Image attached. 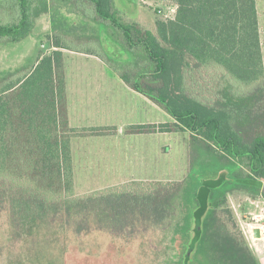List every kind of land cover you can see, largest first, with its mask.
Segmentation results:
<instances>
[{
    "label": "trees",
    "instance_id": "trees-1",
    "mask_svg": "<svg viewBox=\"0 0 264 264\" xmlns=\"http://www.w3.org/2000/svg\"><path fill=\"white\" fill-rule=\"evenodd\" d=\"M55 1L7 0L0 14L11 21L0 25V39L17 42L28 37L35 20ZM172 1L176 6L173 19L156 21L152 29L142 30L135 23L120 21L113 0H67L92 12L94 21L106 29L118 32V41L135 61L128 59L122 68L111 69L173 120L158 126H131L126 133L188 132L192 142L202 144L199 149L206 151L203 158H210L200 165L206 170L212 166L213 171L190 172L183 189L162 185L168 193L182 189L184 206L192 215L188 214L186 227L194 219L191 244L195 240V245L203 244L202 252L208 255L211 239L214 264H239L244 259L255 264L246 247L221 232L215 214L226 192L233 187L257 191L256 179L264 178V62L256 1ZM54 44L58 49L65 47L57 37ZM96 57L110 67L104 53ZM62 67V52L53 51L39 60L29 75L0 91V214L4 212L13 228L11 243L17 239L24 246L32 240L45 243L56 235L65 242H77L97 234L113 241L126 237L129 229L126 234H131L132 243L137 238L133 230L141 226L146 233H141L140 245L147 249L137 246L133 259L145 264L152 245L149 235H144L158 223L150 210L160 208V195L112 188L80 198L74 195L71 140L103 136L113 130L69 127ZM203 68H215L237 85L256 87L240 97L225 88L221 99L207 105L186 87L187 75ZM226 165L234 166L228 171L231 180L222 179L215 186L220 179L205 177ZM240 166H246L248 172L238 175ZM114 224L121 233H111ZM187 231L182 230L184 237Z\"/></svg>",
    "mask_w": 264,
    "mask_h": 264
},
{
    "label": "rangeland",
    "instance_id": "rangeland-1",
    "mask_svg": "<svg viewBox=\"0 0 264 264\" xmlns=\"http://www.w3.org/2000/svg\"><path fill=\"white\" fill-rule=\"evenodd\" d=\"M255 1L264 62V0ZM6 2L7 0H0V10ZM113 2L121 22L135 23L142 30L152 29L156 21L173 19L176 11L172 0H113ZM48 3L51 4V0ZM38 19L49 27L45 30L38 22L34 31L37 45L42 43V49L45 51H47L45 47L50 46L48 35L52 37L54 34L59 40L65 41L64 48L72 53L88 55L93 53L96 56L104 53L110 60V69L122 68L120 65L128 59H131L130 63L135 61L132 58L133 54L118 41V32L112 27L106 29L102 23L94 21L92 12L84 7L76 8L67 0H58L54 5H49L48 12L41 14L35 22ZM4 21L11 20L8 18L3 20L0 14V25H3ZM66 58L75 57L67 54ZM90 62L98 65L95 61ZM120 80L118 78L115 82H110L115 87L117 96L114 102L117 122L110 124L111 110L103 109L101 106L97 109L100 114L104 113L100 120L97 117L89 119V124H86L85 120L79 126L87 129H110L113 130L112 133L71 140L74 195L80 198L92 192H102L111 188L125 190L127 193L143 190L138 192L151 193L154 196L159 193L160 208L156 211L150 210L152 218L158 223L149 228L150 233L144 235L146 237L149 235V244L152 245L148 249L149 260L145 264H185L186 254L195 232L193 218L188 227L185 225L186 218L190 219L192 215L184 206L182 189L185 187L184 183L188 182V174L202 173L206 168H201L200 162L203 159L208 161L210 158L208 156L203 158L202 155H205L206 151L199 149L202 144H197L198 141L192 142L188 132L146 133L141 137H128L126 130L131 126H158L172 123L173 120L162 107L131 99L128 92L124 93V83ZM186 87L187 92L201 102L214 105L221 99V92L225 88L240 97L256 86L237 85L221 71L203 68L192 70L191 74L187 75ZM258 126L261 127L260 124ZM120 130L121 135L118 134ZM224 162L222 160L221 164L224 165ZM210 167L206 173L213 171L212 166ZM229 168L234 166L218 168L220 172L205 177L220 179L214 183L216 186L222 179L231 180L228 175ZM237 172L238 175H242L248 170L246 166H240ZM256 182L259 184L257 191L233 187L226 192L224 203L216 210L215 216L222 233L232 236L238 241L239 246L246 247L256 264H264V178L256 179ZM162 185H173L171 188H178L180 185L182 189L168 193ZM254 228L260 229V239L253 238ZM12 229L3 212L0 214V264H136L133 257L134 252H138L135 250L137 246L138 248L141 246L143 251L147 249L146 246L140 245L143 242L141 233H146L145 227L141 226L133 230L137 238H134L136 240L132 243H130L132 237L128 236L131 234H126L131 231L129 229L125 232L126 237L113 241L106 235L97 234L84 236L77 242H65L56 235L45 240V243L43 240H32L25 246L18 239L11 243V235L15 236ZM181 229L184 231L188 229L186 237ZM111 233H121L116 224ZM202 247L203 244L198 245L197 242L186 264H214L211 257L213 254L211 239L207 245L208 255L204 254L205 251L202 252ZM40 248L42 253L39 252ZM238 263L249 264L245 259L239 260Z\"/></svg>",
    "mask_w": 264,
    "mask_h": 264
},
{
    "label": "crops",
    "instance_id": "crops-1",
    "mask_svg": "<svg viewBox=\"0 0 264 264\" xmlns=\"http://www.w3.org/2000/svg\"><path fill=\"white\" fill-rule=\"evenodd\" d=\"M38 22L45 30L49 29L47 25L41 23L42 20L40 21L38 19L28 37L17 42H10L8 39H0V91L9 83H15L17 79L29 75L36 67L39 60L48 56L51 52L59 50L62 52L63 56L62 73L66 93V109L69 127L79 129L83 128L79 126H81L85 120L86 124L90 123L89 119L97 117L98 120H100L104 116V113L100 114L97 109L101 106L103 109L111 110L109 111V117H111L110 124L116 123L117 112L114 110V106L116 105L114 102H116L115 99L117 100V96L115 87L111 85L110 82H115L118 78L120 80L118 72L107 67L106 64L96 56L77 52L72 53L64 48H56L54 44L55 36L52 33V37L48 35V38H50V46L49 48L44 46L45 49H47V51H45L42 49V43L37 45L35 40L36 34L34 31L37 29L36 26ZM59 41L60 44L65 43L63 39ZM67 54L75 58H66ZM90 61H95L98 65L91 64ZM120 81L123 82L122 80ZM123 87L124 93L128 92L131 99H136L142 103L146 102L147 105L148 103L155 104L149 98L134 91L126 83L123 84ZM121 133V130L118 131L119 135H121ZM143 135L144 134H128V137H141ZM254 263L256 264L255 260Z\"/></svg>",
    "mask_w": 264,
    "mask_h": 264
},
{
    "label": "water",
    "instance_id": "water-1",
    "mask_svg": "<svg viewBox=\"0 0 264 264\" xmlns=\"http://www.w3.org/2000/svg\"><path fill=\"white\" fill-rule=\"evenodd\" d=\"M252 234H253V238L254 239H260L261 238V232H260L259 228H254ZM195 243H196V240L191 244L190 249H189V251L186 254L187 258L185 260V264L187 263L191 252L194 250Z\"/></svg>",
    "mask_w": 264,
    "mask_h": 264
}]
</instances>
